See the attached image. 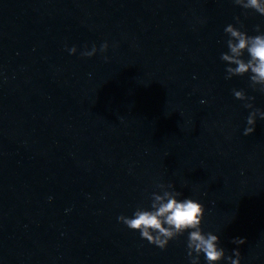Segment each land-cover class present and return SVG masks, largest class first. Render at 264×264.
I'll return each mask as SVG.
<instances>
[{
  "label": "clouds",
  "instance_id": "clouds-1",
  "mask_svg": "<svg viewBox=\"0 0 264 264\" xmlns=\"http://www.w3.org/2000/svg\"><path fill=\"white\" fill-rule=\"evenodd\" d=\"M235 5L245 10H254L264 16V0H233ZM239 23V17H235ZM260 32V26L255 29ZM224 32L228 35V52L221 54V60L226 62V79L233 76H244L249 74L251 87L264 93V33L250 36L232 24L225 27ZM109 45L103 43L99 51L106 52ZM70 54H75V46L68 49ZM97 48L92 46L91 50H85L81 56L92 57L96 54ZM247 52L248 59H243ZM107 60V57H105ZM234 65V66H233ZM234 97L244 101V107L252 109L246 118L247 126L243 135L248 136L254 133L257 117L264 120V111L254 108L249 102L255 97H249L243 90L233 89ZM156 187L160 192L151 193V204L149 208L138 206L132 217L120 215L118 222L123 223L128 229L139 231L141 238L150 244L159 247L161 250L167 248L170 241L178 238L188 231L187 256L190 264H199L200 255L203 254L207 264H219L221 260L227 259L229 264H240V251L233 249L232 256L225 255V250L219 246V236L211 232L204 233L201 225L204 218V205L192 198L180 199L182 193L174 189V185L158 183ZM234 244L243 245L245 238H235Z\"/></svg>",
  "mask_w": 264,
  "mask_h": 264
}]
</instances>
